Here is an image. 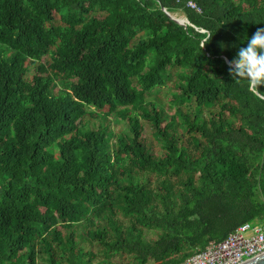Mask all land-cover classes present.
I'll use <instances>...</instances> for the list:
<instances>
[{
    "label": "trees",
    "instance_id": "trees-1",
    "mask_svg": "<svg viewBox=\"0 0 264 264\" xmlns=\"http://www.w3.org/2000/svg\"><path fill=\"white\" fill-rule=\"evenodd\" d=\"M261 27L264 0H0V264H179L264 219V100L225 62Z\"/></svg>",
    "mask_w": 264,
    "mask_h": 264
},
{
    "label": "built area",
    "instance_id": "built-area-1",
    "mask_svg": "<svg viewBox=\"0 0 264 264\" xmlns=\"http://www.w3.org/2000/svg\"><path fill=\"white\" fill-rule=\"evenodd\" d=\"M189 6L195 7L192 2ZM264 252V219L239 225L220 241H209L203 249L179 264H240Z\"/></svg>",
    "mask_w": 264,
    "mask_h": 264
},
{
    "label": "clouds",
    "instance_id": "clouds-1",
    "mask_svg": "<svg viewBox=\"0 0 264 264\" xmlns=\"http://www.w3.org/2000/svg\"><path fill=\"white\" fill-rule=\"evenodd\" d=\"M202 35L200 46L203 49L213 35L207 30ZM225 62L233 80L247 81L248 91L264 100V92L260 91V86H264V27L257 28L248 39L247 46L239 47L236 55L231 60L225 59Z\"/></svg>",
    "mask_w": 264,
    "mask_h": 264
},
{
    "label": "rangeland",
    "instance_id": "rangeland-1",
    "mask_svg": "<svg viewBox=\"0 0 264 264\" xmlns=\"http://www.w3.org/2000/svg\"><path fill=\"white\" fill-rule=\"evenodd\" d=\"M174 15H177V17L179 18H184V15L182 13H176ZM150 57L148 58L149 61ZM45 60H41V62H44ZM150 62V61H149ZM27 64V61H26ZM30 72H35L36 71V65L35 66H30L29 68ZM175 84V76H173V80L172 82L169 83V85L162 87L160 90L156 91V93H153L148 100L149 101H156L160 106H162L164 108V110L166 112H168L169 114H172L174 112V107H172L170 105V100L172 98L171 96V91L170 90H174L173 86ZM138 116L141 118L140 112H137ZM111 117V116H110ZM88 117L85 118V120H87ZM111 120V129L114 132H118L119 130H121V128H124V122L120 121V122H115L114 119H110ZM141 123L143 125V130H144V137L146 138L147 142L152 143V147L154 149L155 152H159L160 146L159 143L157 142V140L153 137L152 135V130L149 126V123L146 122L145 120H143L141 118ZM150 236L153 237V235L151 234Z\"/></svg>",
    "mask_w": 264,
    "mask_h": 264
},
{
    "label": "water",
    "instance_id": "water-1",
    "mask_svg": "<svg viewBox=\"0 0 264 264\" xmlns=\"http://www.w3.org/2000/svg\"><path fill=\"white\" fill-rule=\"evenodd\" d=\"M166 14L168 16H170L173 20H175L176 22H187V19L186 18H179V17H174L173 15H171L169 12H167L165 10V8H162ZM240 264H264V252L260 253L259 255L249 259V260H246Z\"/></svg>",
    "mask_w": 264,
    "mask_h": 264
}]
</instances>
